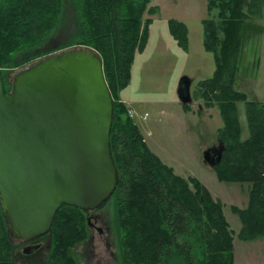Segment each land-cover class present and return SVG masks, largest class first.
I'll use <instances>...</instances> for the list:
<instances>
[{
  "label": "trees",
  "instance_id": "trees-1",
  "mask_svg": "<svg viewBox=\"0 0 264 264\" xmlns=\"http://www.w3.org/2000/svg\"><path fill=\"white\" fill-rule=\"evenodd\" d=\"M215 19H204L203 48L213 55L212 76L198 82L197 97L216 107L222 120L217 140L222 149L212 169L221 183L249 186L244 209L230 211L239 218L237 238H264V102L249 100L235 88L239 56L246 34L264 10V0H206ZM151 0H0V72L4 94L13 77L41 60L61 52L84 49L97 54L113 100L110 153L117 185L110 198L116 211L121 264H233V236L223 205L195 178L173 173L148 149L118 99L130 81L136 54L148 39L151 19L143 21ZM73 13L72 32L65 44L47 47L64 26L65 7ZM176 45L186 51V26L167 22ZM244 103L248 137L241 140L237 104ZM184 110L188 106L182 104ZM102 205V206H103ZM101 206V207H102ZM49 248L44 264H78L74 249L87 241L85 212L61 206L46 234ZM18 240L0 203V264H16Z\"/></svg>",
  "mask_w": 264,
  "mask_h": 264
},
{
  "label": "water",
  "instance_id": "water-1",
  "mask_svg": "<svg viewBox=\"0 0 264 264\" xmlns=\"http://www.w3.org/2000/svg\"><path fill=\"white\" fill-rule=\"evenodd\" d=\"M189 85L186 78L179 83L183 104ZM112 117L102 62L93 52L47 57L16 74L7 94L0 72V203L15 239L46 235L63 205L88 213L110 198L118 181Z\"/></svg>",
  "mask_w": 264,
  "mask_h": 264
},
{
  "label": "rangeland",
  "instance_id": "rangeland-1",
  "mask_svg": "<svg viewBox=\"0 0 264 264\" xmlns=\"http://www.w3.org/2000/svg\"><path fill=\"white\" fill-rule=\"evenodd\" d=\"M206 3V0H151L148 7H153L156 12L143 16V21L151 19L147 47L143 54L136 56L129 86L117 100L136 103L133 122L139 127L140 116L147 114L142 121V131L151 153L172 168L175 175L197 179L214 199L219 198L225 219L234 233L236 264H264V238L248 242L239 240L237 233L241 224L237 215L230 211L231 206L243 209L247 205L249 186L221 183L211 167L222 146L217 140L222 120L218 109L205 107L196 93L198 82L210 78L215 69L213 55L203 48L202 21L207 18L216 20L217 10L208 13ZM72 17V9L67 5L63 29L49 43V52L60 51L55 50L67 42L72 32ZM170 19L186 26V51L170 37L167 26ZM254 24L246 34L239 56L235 88L245 93L249 100L264 102V10L254 19ZM182 78L190 82L189 101L185 103L187 111L179 100ZM237 116L241 140H245L249 134L244 103L237 104ZM94 215H100L97 222L103 234H95L92 245L85 241L83 246L74 249L78 264H121L113 200L100 207Z\"/></svg>",
  "mask_w": 264,
  "mask_h": 264
},
{
  "label": "flooded vegetation",
  "instance_id": "flooded-vegetation-1",
  "mask_svg": "<svg viewBox=\"0 0 264 264\" xmlns=\"http://www.w3.org/2000/svg\"><path fill=\"white\" fill-rule=\"evenodd\" d=\"M100 208V207H99ZM98 208V209H99ZM88 212L87 215V231H88V237L87 242L92 245L94 235H101L103 234L102 228L98 226V219L99 216H95V212L97 210ZM49 241L46 235L38 238H34L27 241L18 240V250L15 254V261L16 264H44L47 250L49 248L48 245ZM86 242L79 244L78 246H83ZM31 247H38L37 249H30L27 248ZM99 264V263H98Z\"/></svg>",
  "mask_w": 264,
  "mask_h": 264
},
{
  "label": "crops",
  "instance_id": "crops-1",
  "mask_svg": "<svg viewBox=\"0 0 264 264\" xmlns=\"http://www.w3.org/2000/svg\"><path fill=\"white\" fill-rule=\"evenodd\" d=\"M169 33V32H168ZM171 37V36H170ZM149 38H150V36H149ZM147 43H148V41H147ZM146 47H147V44L145 45V49H146ZM145 49H144V51H145ZM144 51L142 52V54L144 53ZM137 55H139V54H136L135 55V57H134V60H133V64H134V61H135V58H136V56ZM131 79V78H130ZM206 80V79H205ZM203 81V80H202ZM200 82V81H199ZM130 83V82H129ZM128 86H129V84H128ZM127 86V87H128ZM126 87V88H127ZM122 102L124 103V104H126V107H127V109L128 110H132L133 112H135V110H134V107L136 106V103L134 104V102L133 101H131L130 102V100L128 101V102H126L125 100H122ZM133 105V106H132ZM186 113V112H185ZM188 113L189 114H192V112H189L188 111ZM146 115V118H147V114H143L142 116H140V127H142V128H140L139 127V125L136 123V126L138 127V129H139V131H140V133H141V135H142V137H143V139H144V142L146 143V141H145V132H143L142 130H143V126H144V123H142V121H145V119H142V117H144ZM135 116H136V113H135ZM135 116H134V118H133V120H134V122H135ZM148 135H149V133H148ZM204 186V185H203ZM205 187V186H204ZM213 197V196H212ZM219 199V198H218ZM246 207V206H245ZM245 207H243V209L245 208ZM242 209V208H241ZM256 241V240H255ZM255 243V242H254ZM233 250H234V248H233ZM233 254H234V263L233 264H236V256H235V253H234V251H233Z\"/></svg>",
  "mask_w": 264,
  "mask_h": 264
},
{
  "label": "built area",
  "instance_id": "built-area-1",
  "mask_svg": "<svg viewBox=\"0 0 264 264\" xmlns=\"http://www.w3.org/2000/svg\"><path fill=\"white\" fill-rule=\"evenodd\" d=\"M127 112H128L129 117L134 118L135 112H133L132 110H128ZM145 118H146V115L142 117V119H145Z\"/></svg>",
  "mask_w": 264,
  "mask_h": 264
}]
</instances>
